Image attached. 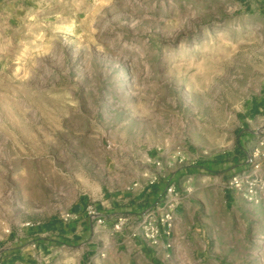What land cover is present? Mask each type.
Instances as JSON below:
<instances>
[{
	"label": "rangeland",
	"instance_id": "rangeland-1",
	"mask_svg": "<svg viewBox=\"0 0 264 264\" xmlns=\"http://www.w3.org/2000/svg\"><path fill=\"white\" fill-rule=\"evenodd\" d=\"M243 2L0 0V248L158 160L192 190L172 248L115 264H264V160L257 200L226 188L264 140V12Z\"/></svg>",
	"mask_w": 264,
	"mask_h": 264
},
{
	"label": "crops",
	"instance_id": "crops-1",
	"mask_svg": "<svg viewBox=\"0 0 264 264\" xmlns=\"http://www.w3.org/2000/svg\"><path fill=\"white\" fill-rule=\"evenodd\" d=\"M243 3H247L244 6L247 9L257 8L260 12H264V0H245ZM263 108L264 99L261 98L254 105L252 111L257 112V116H262ZM258 121L260 127L264 128V116ZM155 161L157 160L150 161L151 168L154 172L150 175H145L143 181H136L140 183L141 187L146 188V191L141 196H146L151 201L158 198L159 193L162 192L164 187L163 185L159 187L149 186L150 178L156 173L165 177L162 171L163 165L161 168H157L154 165ZM167 180L169 178L166 177L165 180L161 181L167 182ZM174 182L178 186H181V183ZM191 191L189 190L185 194L189 195ZM185 194L183 204L177 209L174 215L173 237L175 235L176 222H178L184 213L185 207L183 205L185 202ZM135 198V195L133 196L128 193L123 196L106 194L105 198H102L98 202H78L69 212L78 215L79 218L64 221L61 216L55 221L43 224L37 230H21L22 235L19 238L17 236L14 238L11 236V239H13L6 245L10 244L12 247L19 246L22 249L19 252L14 248L13 252L2 256L0 258V264H43L36 256L37 250L32 247L34 244L42 250V252L40 251L41 253L48 256L50 261L48 264H97L99 261H103L106 264H115V261L123 256L126 259L128 257L133 259L136 263L138 260L139 263H141V260L154 263L158 262L159 259L164 261L168 255L167 252L170 251L166 250L164 246L165 239L161 241L158 247L153 248L141 238L132 237V229H127L122 233H114L110 229L96 227L85 214L87 206L95 204L99 210L105 213L109 224H111L110 221L116 213L134 216L140 212L141 207L134 200Z\"/></svg>",
	"mask_w": 264,
	"mask_h": 264
},
{
	"label": "built area",
	"instance_id": "built-area-1",
	"mask_svg": "<svg viewBox=\"0 0 264 264\" xmlns=\"http://www.w3.org/2000/svg\"><path fill=\"white\" fill-rule=\"evenodd\" d=\"M264 160V140H261L258 148L254 151L250 157L249 163L252 166V172L249 177L240 176L235 174L232 176L226 188L235 192H244L245 197L254 201L257 200V190L259 188V172L262 171ZM154 165L157 168H161L162 164L160 161H155ZM166 176L159 175L156 173L149 180V186H164L162 192L159 193L158 198L151 201L146 196H141L146 188L141 187L139 182L133 183L127 191L130 195H135V201L141 207L140 212L136 215H127L124 213H116L111 219V224L108 222V218L104 212L99 210L95 204H90L85 209L86 216L91 220V222L96 227H101L103 229H110L114 233H122L127 229H132V237L141 238L149 246L156 248L161 244V241L165 239V248L169 250L172 248V237L174 232V215L177 209L183 204L184 194L189 192L188 181L181 186H178L176 182L170 180H165ZM161 181V182H160ZM190 181V180H189ZM137 193V194H136ZM141 196V197H140ZM140 198V199H138ZM79 218L78 215L67 212L62 216L64 221H70ZM43 225L40 223H26L22 227V231L33 229L37 230ZM37 250L36 256L43 264H48L49 258L42 250L38 248L36 244L32 246ZM21 251L22 248L12 247L6 245L0 250V258L4 255H8L9 252L13 250ZM41 251V252H40ZM39 252V253H38ZM39 254V255H38Z\"/></svg>",
	"mask_w": 264,
	"mask_h": 264
}]
</instances>
